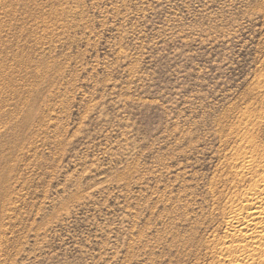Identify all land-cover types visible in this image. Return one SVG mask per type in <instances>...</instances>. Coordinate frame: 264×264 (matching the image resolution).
I'll return each mask as SVG.
<instances>
[{"label":"rangeland","instance_id":"obj_1","mask_svg":"<svg viewBox=\"0 0 264 264\" xmlns=\"http://www.w3.org/2000/svg\"><path fill=\"white\" fill-rule=\"evenodd\" d=\"M263 159L264 0H0V264H233Z\"/></svg>","mask_w":264,"mask_h":264},{"label":"bare ground","instance_id":"obj_2","mask_svg":"<svg viewBox=\"0 0 264 264\" xmlns=\"http://www.w3.org/2000/svg\"><path fill=\"white\" fill-rule=\"evenodd\" d=\"M258 151L259 150H257V152ZM254 153H255V151H254ZM249 154L251 155L252 153H249ZM258 154H259V152H258ZM245 158L246 157L244 156L243 160ZM252 158L254 159V157H252ZM262 158H263V156H262ZM248 160L249 161H247V158H246V160H244V161H247L249 163H247V164L245 163L243 166H244V168H246V171H247V169L251 171L253 168L252 167L253 166V162H252L253 160L250 158ZM254 160L256 161V166H257L258 161L256 159H254ZM237 164L238 163H236V165ZM256 166L253 168L254 170H255V168H257ZM240 167H241V165H240ZM263 167H261V168H263ZM257 169H259V167ZM254 170H252V171L254 172ZM240 171L241 170H239V173H240ZM260 173L261 174L257 173V175L259 174L260 177L255 182L256 184H254L253 189L250 188L249 189L250 191L249 190H247V191L245 190V192L243 191L244 192V194L242 195L243 200L241 199L242 200L241 202L239 200L240 203L238 205H235L237 207L234 210L232 209V211L230 209V211H229L230 215L228 214V217H229L228 224H229V227H231L233 230L232 231L233 241L238 242L237 246H235L233 251H235L239 254H237V256L234 254L236 257H233L234 258L233 259L234 261L232 262L233 264H264V172L263 173L260 172ZM243 176H245V174ZM253 176H256V174ZM241 177H239V178H241ZM243 179H244V177H243ZM254 179L256 180V177ZM226 244H227V242L225 241L224 245H226ZM228 247H229V245L228 246L226 245V248H228ZM227 252H228V250H227ZM223 254H225V252ZM231 254H233V253H231ZM226 255H228V253ZM257 258H259L260 262L256 261Z\"/></svg>","mask_w":264,"mask_h":264}]
</instances>
